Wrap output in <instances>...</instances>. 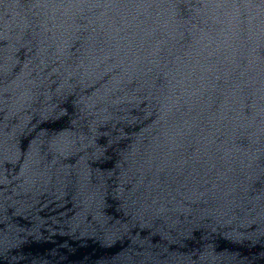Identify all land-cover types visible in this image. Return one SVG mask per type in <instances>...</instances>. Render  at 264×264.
<instances>
[{
  "label": "water",
  "instance_id": "water-1",
  "mask_svg": "<svg viewBox=\"0 0 264 264\" xmlns=\"http://www.w3.org/2000/svg\"><path fill=\"white\" fill-rule=\"evenodd\" d=\"M0 264H264V0H0Z\"/></svg>",
  "mask_w": 264,
  "mask_h": 264
}]
</instances>
